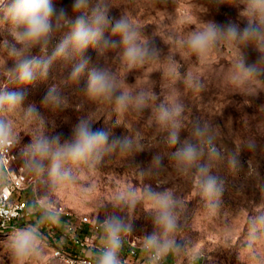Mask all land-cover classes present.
I'll return each mask as SVG.
<instances>
[{
  "label": "rangeland",
  "instance_id": "1",
  "mask_svg": "<svg viewBox=\"0 0 264 264\" xmlns=\"http://www.w3.org/2000/svg\"><path fill=\"white\" fill-rule=\"evenodd\" d=\"M243 3L244 0H113L109 18L114 21L128 14L141 26L144 36L155 39L161 49L159 59L129 70L121 63L118 49L102 54L90 47L85 53L88 67L79 81L68 80L71 65L57 62L50 69L47 80L27 88L25 103L36 104L45 124L40 127L25 120L20 110L8 114L21 138V144L10 148L12 172H23L19 152L33 133L38 130L48 135L59 133L63 141L71 137L73 127L81 118H90L94 129L111 128L113 135L121 139L139 137L138 149L131 152L117 149L106 154L96 168L80 170L77 184L65 186L54 194L61 211L60 223L42 228L44 254L28 264H61L54 258L57 248L92 258L89 251L100 247L97 220L111 214L120 215L133 225V231L123 238L120 253L123 264H145L142 237L152 231L150 203L141 201L135 208H119L113 203L116 192L135 187L139 194L145 186L156 191L170 190L184 204L182 230L177 238L186 247L178 254L168 255L162 264H264V241L254 248L241 246L246 239L245 232L250 231L249 216L264 213V108H261L264 105V75L244 86L231 83L228 77L238 51L246 52L250 63L255 60L256 53L251 47L238 49L234 44L221 42L201 58L183 43L189 32L208 20L221 24L237 22L243 27L246 23L242 15ZM70 4L71 0H58V5L67 7L69 12ZM5 36L6 29L0 27V41ZM105 37L118 39L110 31ZM61 38L58 36L53 41L49 54ZM170 56L176 62L174 65L168 61ZM105 67L116 75L125 89L148 88L156 94L157 100L142 114L129 111L120 115L111 104L89 99L84 92L88 71ZM189 77L201 87H194ZM4 82L0 79V83ZM53 85L67 101L59 111H51L42 104ZM175 99L184 106L181 142L189 136L193 123L199 121L217 130V147L225 153L236 152L241 142L248 138L257 143L254 153L239 152L235 170L225 164L218 166L225 191L216 214L206 211L194 178L180 173L170 160L169 154L175 149L164 142L166 133L151 119L155 104ZM117 120L120 123L113 127ZM157 155L161 157V167L153 164V157ZM81 186L89 187L90 191L82 193ZM33 195L32 185L22 193L27 201ZM12 232H0V264H11L7 240ZM134 243L136 246H132ZM197 254L201 255L193 260ZM257 254L261 257L259 261Z\"/></svg>",
  "mask_w": 264,
  "mask_h": 264
},
{
  "label": "clouds",
  "instance_id": "2",
  "mask_svg": "<svg viewBox=\"0 0 264 264\" xmlns=\"http://www.w3.org/2000/svg\"><path fill=\"white\" fill-rule=\"evenodd\" d=\"M112 6L113 0H71L69 12L67 7L58 5V0H0V27L6 29V36L0 41V79L5 81L0 83V186L8 182L10 171L4 168V153L21 144L8 114L20 110L25 120L44 126L45 119L36 104L25 103L27 88L47 80L55 63L71 65L68 80L77 82L88 67L85 53L90 47L102 54L118 49L121 63L129 70L143 67L161 56L155 39L144 36L141 26L128 14L114 21L109 18ZM242 15L246 21L243 27L237 22L221 24L208 20L183 40L187 49L201 58L221 42L234 44L238 49L251 47L256 53L255 60L250 63L248 54L240 50L229 71L230 82L237 86L247 85L264 75V0H244ZM109 31L118 39L106 38L105 33ZM58 36L62 38L49 54ZM168 61L172 65L176 63L171 56ZM189 81L194 87H201L190 77ZM84 92L93 101L111 104L120 115L129 111L142 114L157 100L156 94L148 88L125 89L106 67L88 71ZM42 104L51 111H59L67 101L53 85ZM183 113V104L175 99L155 104L151 119L166 133L164 142L175 149L169 154L170 160L180 173L194 178L206 211L216 214L225 191L218 166L225 164L235 170L239 152L254 153L257 143L248 138L236 152L225 153L217 147V130L199 121L193 123L189 136L181 142ZM119 123L117 120L113 127ZM138 148V136L115 137L111 128L94 129L90 118H81L73 127L71 137L63 141L59 133L48 135L39 130L33 133L30 141L23 144L19 156L24 175L32 178L34 192L25 214L34 219L10 234L7 244L11 264H28L44 254L42 228L60 223L61 211L54 198L59 189L77 184L80 170L96 168L106 154L117 149L131 152ZM153 164L161 167V157L154 156ZM249 167H252L251 162ZM89 191V187L81 186L82 193ZM141 201L150 203L152 224V231L142 237L145 264H162L168 255L178 254L186 247L177 238L182 230L184 204L172 191H156L151 186H145L139 194L135 187H127L113 196V203L119 208H135ZM97 225L100 247L89 251L94 264H123L120 256L123 238L133 231V225L117 214L97 220ZM247 226L250 231L245 232L246 239L241 246L254 248L264 241V213L249 216ZM256 259L259 261L261 257L257 254Z\"/></svg>",
  "mask_w": 264,
  "mask_h": 264
},
{
  "label": "built area",
  "instance_id": "3",
  "mask_svg": "<svg viewBox=\"0 0 264 264\" xmlns=\"http://www.w3.org/2000/svg\"><path fill=\"white\" fill-rule=\"evenodd\" d=\"M3 164L5 170L11 169L13 155L10 149L4 153ZM31 185V179L23 172L8 171V182L0 186V232H12L34 219L25 214L28 201L22 197V193ZM132 246H136L135 243ZM54 258L61 264H94L93 258L73 255L63 248L54 250Z\"/></svg>",
  "mask_w": 264,
  "mask_h": 264
},
{
  "label": "trees",
  "instance_id": "4",
  "mask_svg": "<svg viewBox=\"0 0 264 264\" xmlns=\"http://www.w3.org/2000/svg\"><path fill=\"white\" fill-rule=\"evenodd\" d=\"M29 202V201H28Z\"/></svg>",
  "mask_w": 264,
  "mask_h": 264
}]
</instances>
